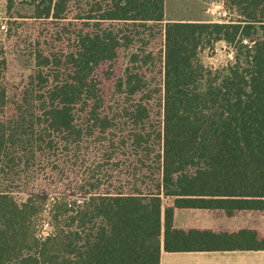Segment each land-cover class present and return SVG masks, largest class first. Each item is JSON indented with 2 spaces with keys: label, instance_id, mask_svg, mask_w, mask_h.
<instances>
[{
  "label": "trees",
  "instance_id": "trees-1",
  "mask_svg": "<svg viewBox=\"0 0 264 264\" xmlns=\"http://www.w3.org/2000/svg\"><path fill=\"white\" fill-rule=\"evenodd\" d=\"M224 3L227 22H192L165 0L37 1L21 85L0 47V264L264 250V0ZM219 42L233 57L209 66ZM177 209L251 219L178 227Z\"/></svg>",
  "mask_w": 264,
  "mask_h": 264
},
{
  "label": "rangeland",
  "instance_id": "rangeland-1",
  "mask_svg": "<svg viewBox=\"0 0 264 264\" xmlns=\"http://www.w3.org/2000/svg\"><path fill=\"white\" fill-rule=\"evenodd\" d=\"M37 1L39 0H13L11 4L9 0H0V21L2 23L9 22L13 28L11 34H8L3 29L0 32V47L2 46L3 54L8 60L7 78L9 85L12 87L21 85L35 66L33 58L35 49L34 40L38 33H42L45 28V23L33 17ZM220 7L226 9L229 20L234 16L233 13L231 14L227 10L224 1L220 4ZM17 25L19 26L15 29ZM42 38L44 40V37ZM202 56L209 66L219 67L232 59L233 48L224 42H219L215 45L214 49L207 47ZM11 90L15 91L14 88ZM198 216L199 218H194L193 222L210 223L214 218L203 212H199ZM248 219H251V217H236L227 223H238ZM252 219L254 218L252 217ZM226 220L225 218H214L213 221L214 223L217 222L225 225Z\"/></svg>",
  "mask_w": 264,
  "mask_h": 264
},
{
  "label": "crops",
  "instance_id": "crops-1",
  "mask_svg": "<svg viewBox=\"0 0 264 264\" xmlns=\"http://www.w3.org/2000/svg\"><path fill=\"white\" fill-rule=\"evenodd\" d=\"M224 0H165L166 21L218 22L216 10ZM203 212L222 219L208 210L177 209L175 223L178 227L231 229L239 226V222L198 223V213ZM194 215H196L194 217ZM236 218V217H235ZM226 219V218H225ZM201 222V220H200ZM160 264H264V250H191L165 251L161 253Z\"/></svg>",
  "mask_w": 264,
  "mask_h": 264
},
{
  "label": "built area",
  "instance_id": "built-area-1",
  "mask_svg": "<svg viewBox=\"0 0 264 264\" xmlns=\"http://www.w3.org/2000/svg\"><path fill=\"white\" fill-rule=\"evenodd\" d=\"M216 14L218 15L219 19H218V22H224V21H228V17H227V11L226 9H224L223 7H219L217 10H216ZM3 28L5 27V25L2 26Z\"/></svg>",
  "mask_w": 264,
  "mask_h": 264
}]
</instances>
